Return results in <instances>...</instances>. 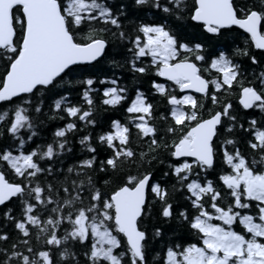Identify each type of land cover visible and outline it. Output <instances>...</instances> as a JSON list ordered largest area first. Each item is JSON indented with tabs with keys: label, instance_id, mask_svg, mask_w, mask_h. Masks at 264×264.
<instances>
[{
	"label": "snow or ice",
	"instance_id": "snow-or-ice-1",
	"mask_svg": "<svg viewBox=\"0 0 264 264\" xmlns=\"http://www.w3.org/2000/svg\"><path fill=\"white\" fill-rule=\"evenodd\" d=\"M128 14L127 0L118 7L113 0H0V218L15 230L14 238L0 229V264H78L77 243L86 264H148L142 225L155 206L149 196L160 203L162 219L175 217L190 233L168 240L153 257L159 264H264V126L252 118L245 128L232 102L264 114V66L250 54L254 48L264 56V0H131L130 21ZM242 34L244 47L237 45ZM116 41L130 54L124 63L133 74L154 71L182 94L151 81L169 106L161 129L148 95L134 88L126 120L112 119L95 137L107 146L105 158L98 161L91 133L82 135L91 155L56 180V157L71 151L66 134L78 131L77 120L97 125L95 86L103 105L129 99L117 78L100 74ZM237 58L260 71L249 73ZM74 86L86 108L70 99ZM46 101L47 119L64 120L59 112L76 119L57 127L51 142L32 146ZM133 128L144 144L132 146ZM237 128L248 133L247 152L233 135ZM162 153L169 158L163 175L186 189L191 214L174 213L168 188L155 178ZM217 156L218 177L201 178ZM152 231L165 235L160 226Z\"/></svg>",
	"mask_w": 264,
	"mask_h": 264
},
{
	"label": "trees",
	"instance_id": "trees-1",
	"mask_svg": "<svg viewBox=\"0 0 264 264\" xmlns=\"http://www.w3.org/2000/svg\"><path fill=\"white\" fill-rule=\"evenodd\" d=\"M122 2V0H113L114 6L118 7L119 4ZM129 4V14H128V20L130 21L132 19L131 16V0H127ZM149 18L152 17L151 13L148 14ZM127 22V21H126ZM131 25L129 24V28L127 30L130 31ZM238 31V30H237ZM189 33H193V29H188ZM241 36L237 40V45L241 47ZM237 45H229V48L235 47ZM223 50V49H221ZM109 56L105 58L104 61L101 62L100 67L102 68L101 75L107 74L109 77H114L118 79V83L121 86L127 87L129 89L128 92V101L123 102L122 105L111 107L106 106L102 104V87L100 85H96L95 87L99 89V91L94 93V114L93 119L97 121L96 126H86L84 122L82 121H76L77 122V128L78 131L67 133V140L69 141L67 148L71 149V151H64L60 154V156L56 157V163L55 167L58 170H61V174L56 177V180L62 179L63 176V170H66L69 165L76 164L79 160L88 158L91 154L87 152V149L82 146L79 143V140L82 135H86L91 133L92 135V145L96 148V155L98 157V161L100 159L105 158V153L107 152V146L106 145H100L95 137L97 133L108 130V126L110 124V121L112 119H118L121 122H124L127 118V113L125 112V108L127 106V103L130 102V99L134 96V88L139 87L142 91H144L149 98V101L153 103L154 110H153V116L156 118L155 123L163 129L164 123L159 119L161 114H167L169 111V106L167 105L166 99L159 94L155 93L154 90L151 89V81L153 79L157 80L158 82H165L167 85V88L169 92L173 94L180 95L178 89H174V86L172 83L163 81L159 77L155 76L154 71L149 72L146 75L141 76L140 74H133L127 64L124 63V56L130 55L126 53L123 49L119 47V41L115 42V45H113L110 42L109 46ZM119 52L118 55L113 56L112 53ZM250 54L257 55V57L261 60L264 59V56H261V52L255 50L254 48H250ZM109 59H115L120 62V66H114L110 63H108ZM248 68L251 70H256L257 67H254L251 65L249 60H247ZM144 63H148V58H143ZM264 66V65H263ZM205 76L209 79H211V76L209 74H205ZM74 79H81V77L76 76ZM80 91L79 86H74L72 88L71 93L69 94L70 99L73 103H80L83 107H87L86 104H84L81 100L77 98L78 92ZM199 98V97H198ZM49 104L50 101H46L44 104V113L39 115V121H42V123H37V133L38 135L33 138V141H30L29 144L34 146L35 144H46L48 142H51L53 139V132L57 127H62L65 123L69 122V120H74L76 118H69L64 114L63 112H59L58 116H65L64 120L60 119H54L49 120L47 119V116L52 115V113L49 111ZM206 104L210 107L211 103L210 101H206ZM238 135L235 137L239 140V145L242 146V150H245V133L244 131L238 130ZM21 135H24L26 137L27 133L22 130ZM6 139V138H5ZM10 142V141H9ZM146 140H138L136 137V130L132 129V146L136 147L137 144H144ZM161 158L164 160V164H154L153 165V171L155 174V178L157 180H163L164 185L168 188L169 191V202H171L174 205V213L178 211L180 208H189V212L191 214V209L189 207V201L185 199V197L188 195L186 189L181 188V186L176 183L175 178L171 175L168 177H165L163 174L165 172H168V163L169 158L167 157V153H162ZM221 157H216V166L214 169H209L207 173H201V178H203L205 175L209 179H216L218 175L220 174L221 170ZM42 166H46V164H42ZM226 167V166H225ZM125 169L127 170V166L125 165ZM72 176L74 177L75 174L73 173ZM49 180L52 179V177H48ZM41 180H44V177H41ZM175 184L176 190L172 189V185ZM149 200L154 203V208L150 209L151 215H146L143 220V227L147 229L148 233V242H147V261L148 264H159V260H154L153 257L156 256L158 252H161L162 249L165 247V244L168 240H171L173 237H188L190 235L187 225L184 223L179 222L175 217L171 220L165 221L162 219L157 213L160 209L161 205L158 201H154L152 196H149ZM0 211H3V206L0 207ZM18 214V212L16 213ZM153 226H160L163 229V232L165 233L163 238L160 237H154L153 235ZM235 230H240V226L238 225V222L236 225H234ZM0 229L6 230L9 233L13 235L15 238V230L13 228V225L11 223H5L2 218H0ZM60 234H63V229L58 230ZM33 244H35V240L33 238ZM73 247V251L77 253L75 257V262H78V264H86V257L84 256L85 248L80 246L78 243L75 244ZM53 255L55 257V251L53 252ZM63 264V262H62Z\"/></svg>",
	"mask_w": 264,
	"mask_h": 264
},
{
	"label": "flooded vegetation",
	"instance_id": "flooded-vegetation-1",
	"mask_svg": "<svg viewBox=\"0 0 264 264\" xmlns=\"http://www.w3.org/2000/svg\"><path fill=\"white\" fill-rule=\"evenodd\" d=\"M239 32H241L242 33V30H238ZM245 36H246V34H242L241 35V42H242V45H241V47H244V44H243V40H244V38H245ZM255 50H257V49H255ZM257 51H259V52H262V50H257ZM237 62L238 63H240V62H242L243 63V66L245 67V68H247L248 69V72L249 73H251V72H253V70H251V68L249 69L248 68V64H247V61H246V58H237ZM250 62V61H249ZM264 65V59L262 60V63H261V66H263ZM255 72H259L260 71V68L259 67H257V69L256 70H254ZM212 75H215V73L213 72L210 76H211V78H212ZM207 78V77H206ZM210 78V77H209ZM208 78V79H209ZM252 77L251 76H249V79H251ZM168 82V81H167ZM178 91H179V89H178ZM179 93L180 94H182L180 91H179ZM191 94H193V95H195V96H197V97H200V95L199 94H195V93H191ZM233 105H234V111H238V113H239V117H240V122L244 125V127L245 128H248L249 127V125H248V123H247V121L248 120H250V119H252V118H255L257 121H258V126H264V114H262V113H260V111L258 110V109H255V110H243V109H240V108H238V105H237V101L234 99L233 101ZM238 130H241L240 128H237L236 130H235V132L233 133V135L234 136H236V135H238L239 133H238ZM245 133V132H244ZM249 138V136H248V133H245V141L247 140ZM246 144V143H245ZM240 146V145H239ZM241 147V149H242V146H240ZM244 151H249V149L245 146V150Z\"/></svg>",
	"mask_w": 264,
	"mask_h": 264
},
{
	"label": "water",
	"instance_id": "water-1",
	"mask_svg": "<svg viewBox=\"0 0 264 264\" xmlns=\"http://www.w3.org/2000/svg\"><path fill=\"white\" fill-rule=\"evenodd\" d=\"M161 79H163V80H165V78H162V77H160ZM169 82V81H168ZM180 91V90H179ZM186 91H188V92H191V93H195L194 92V90H186ZM181 92V91H180ZM195 94H199V93H195ZM200 95V94H199ZM1 207V206H0Z\"/></svg>",
	"mask_w": 264,
	"mask_h": 264
},
{
	"label": "bare ground",
	"instance_id": "bare-ground-1",
	"mask_svg": "<svg viewBox=\"0 0 264 264\" xmlns=\"http://www.w3.org/2000/svg\"><path fill=\"white\" fill-rule=\"evenodd\" d=\"M160 78V77H159ZM161 79V78H160ZM161 80H163V79H161ZM163 81H166V80H163Z\"/></svg>",
	"mask_w": 264,
	"mask_h": 264
},
{
	"label": "rangeland",
	"instance_id": "rangeland-1",
	"mask_svg": "<svg viewBox=\"0 0 264 264\" xmlns=\"http://www.w3.org/2000/svg\"><path fill=\"white\" fill-rule=\"evenodd\" d=\"M162 83H165V82H162ZM171 83V82H170ZM166 84V83H165ZM167 85V84H166Z\"/></svg>",
	"mask_w": 264,
	"mask_h": 264
}]
</instances>
